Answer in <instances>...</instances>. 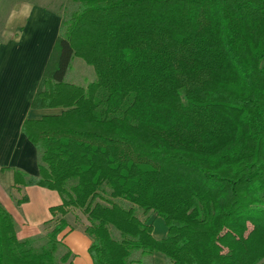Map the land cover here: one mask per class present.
Segmentation results:
<instances>
[{"label": "trees", "instance_id": "1", "mask_svg": "<svg viewBox=\"0 0 264 264\" xmlns=\"http://www.w3.org/2000/svg\"><path fill=\"white\" fill-rule=\"evenodd\" d=\"M70 2L31 103L59 113L24 122L38 175L14 171L56 225L19 240L0 203V264H71L79 215L92 264H264V0Z\"/></svg>", "mask_w": 264, "mask_h": 264}, {"label": "crops", "instance_id": "2", "mask_svg": "<svg viewBox=\"0 0 264 264\" xmlns=\"http://www.w3.org/2000/svg\"><path fill=\"white\" fill-rule=\"evenodd\" d=\"M8 17L5 25L8 35L0 38V203L16 224L17 238L25 240L43 232V224L53 220L49 209L61 203L58 193L41 187L16 190L14 171L37 177L38 154L23 134L22 126L26 120H38L59 112L34 110L31 103L58 38L62 19L51 8L25 0L15 5ZM22 197L27 201L17 205ZM67 234L62 238L73 259H77L76 264H92L88 254L89 238L80 231L69 238ZM156 256L160 257L154 255L153 263L159 264L162 257Z\"/></svg>", "mask_w": 264, "mask_h": 264}, {"label": "rangeland", "instance_id": "3", "mask_svg": "<svg viewBox=\"0 0 264 264\" xmlns=\"http://www.w3.org/2000/svg\"><path fill=\"white\" fill-rule=\"evenodd\" d=\"M27 2H31L37 5L41 6H47L54 10L55 12L60 14L61 19H66L70 13L74 11V5L70 2V0H25ZM24 0H0V38H3L8 35L7 31L5 30L6 23L8 24V14L10 13L11 9L14 8L15 5H20L23 3ZM8 17V18H7ZM95 79L94 71L91 67L84 64L83 61L80 59L74 58L71 61V65L69 70L67 71V74L65 76V82L72 83L79 86H86L90 82H92ZM56 113V112H54ZM59 112H57L58 114ZM40 211H37V214ZM41 215V214H40ZM80 219H73V217H68V221L70 226H72L73 230L69 231L66 236L71 237L73 233H76V231H80L82 234L84 233V228L86 225V220L83 219L81 215H79ZM38 220H44V219H38ZM57 219H54V222L50 224L49 222H46L43 224L44 231H47L54 227L56 225ZM151 225L153 226V234L155 238H164L166 235V226L164 221L161 218H153L151 221ZM63 235L60 236V240L62 244L65 246V242L63 241L64 238H62ZM73 238H76V236H73ZM78 243L79 239L77 240ZM79 245V244H78ZM81 248V245H79ZM80 251V250H79ZM81 252V251H80ZM81 255V253H79ZM79 255V256H80ZM154 257V256H153ZM153 257L146 258L144 261L149 262L151 264L153 263ZM157 257V256H156ZM162 256H160L158 259H160ZM73 257L71 256L69 263L76 264L77 259L73 261ZM158 264V263H157ZM159 264H166L164 262V259L162 257V262Z\"/></svg>", "mask_w": 264, "mask_h": 264}]
</instances>
